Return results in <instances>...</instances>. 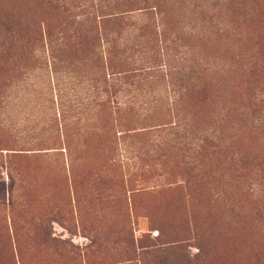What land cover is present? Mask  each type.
Wrapping results in <instances>:
<instances>
[{"label":"rangeland","instance_id":"374dc122","mask_svg":"<svg viewBox=\"0 0 264 264\" xmlns=\"http://www.w3.org/2000/svg\"><path fill=\"white\" fill-rule=\"evenodd\" d=\"M183 5L96 37L0 0L45 22L0 26V264H264V0Z\"/></svg>","mask_w":264,"mask_h":264},{"label":"trees","instance_id":"16d2710c","mask_svg":"<svg viewBox=\"0 0 264 264\" xmlns=\"http://www.w3.org/2000/svg\"><path fill=\"white\" fill-rule=\"evenodd\" d=\"M205 0H203L204 2ZM14 1L12 4H14ZM45 3L52 4L56 8V11L63 15L73 16V22L81 27L84 31H89L94 36L98 37L99 30L107 29L112 30L111 32L121 33L127 30L129 27L137 26L142 31H149L150 33H156L155 30L160 27L159 18L164 9L167 8V12H173L178 14L184 10V0H98V2L92 3H77L76 5L68 3L66 0H45ZM70 6V7H69ZM197 5L194 4V7ZM199 6V5H198ZM71 7L79 9V13H84L83 19H75L76 13L71 11ZM146 18L144 23L142 18ZM65 19L56 25L59 27L62 25ZM139 21V22H138ZM141 24V25H140ZM0 26L3 27L7 32L4 41L7 45L3 46V51H10L12 43L19 41L21 45L35 46L37 44V38L39 37L40 43L43 42L41 37V26L45 35V22L39 21V19L28 17H15L1 16ZM60 28V27H59ZM21 33V34H20ZM49 38L50 43L54 41L50 30H47L46 34ZM85 37V35H84ZM51 38V39H50ZM95 44V43H94ZM43 45V44H42ZM113 50H119L123 52L126 50L124 43H114ZM8 53V52H7ZM255 58L253 64L252 73L259 77H264V46L261 43H257V47L253 52ZM254 90L258 88L257 85H253ZM206 92V91H205ZM255 94V91H254ZM264 97V92H263ZM264 103V98H263Z\"/></svg>","mask_w":264,"mask_h":264}]
</instances>
